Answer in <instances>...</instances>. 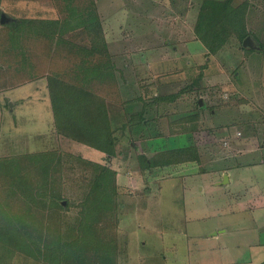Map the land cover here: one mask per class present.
Returning <instances> with one entry per match:
<instances>
[{"label": "rangeland", "instance_id": "374dc122", "mask_svg": "<svg viewBox=\"0 0 264 264\" xmlns=\"http://www.w3.org/2000/svg\"><path fill=\"white\" fill-rule=\"evenodd\" d=\"M62 1H72L79 6L97 1L95 5L103 21L109 22L106 32L112 37V55L115 56L126 55L127 49L134 46L135 40L138 41L139 36L137 39L135 37L137 28L132 29L131 25L125 23L123 30L120 29V23L124 22L123 17H128L127 14L134 10L135 2L152 4L143 11L145 17L158 14L161 18V12L170 13V6L165 0ZM62 1L1 0L0 6L7 18L4 22L0 19V22L11 25L12 17H62L59 7H65V2ZM191 1L193 5L200 3V0ZM248 1L247 29L257 47H245L235 35L237 39L234 37V45L228 44L223 52L221 50L215 56L208 52L211 56H207L202 52L205 44L198 39L188 43L190 51L196 56L189 57L188 53V56L182 57V53L177 51L181 65L174 68H150L149 65L157 59L148 51L141 54L145 62L140 63V57L136 58L139 65H144L141 68L135 67L134 62L137 61L131 57L128 67L125 65L128 59L118 63L122 68H117L116 73L108 69L113 68L108 65L107 70H98L94 76L91 75L90 82L94 87H101L98 92L106 95L110 124L116 139L115 155L108 156L95 147L58 133L51 119L45 122L38 120L37 129L42 130L43 123H46L47 131L38 134L39 137H34L29 143L26 142V135L22 136L25 140L20 136L15 138V145L12 138L0 135V156H18L54 148L64 151V177L67 184L72 186L68 197L76 202V206L71 205L67 209L69 219L77 214L80 207L77 203L89 186L93 168L87 162H100L117 170L121 207L118 252L120 264H264V225L259 227L253 220L246 221V217L244 224L241 223V218L235 221L237 212H234V201L233 207L232 203L229 204L228 194L245 186L240 184L238 177L246 176V172L243 173L242 170L237 175L231 173L230 183H218L220 179H224L225 174L228 175L227 170H234L238 159H260L259 151L251 154L249 148L245 155L234 154L239 148L235 146L242 144L237 143L236 137L250 142L253 139L248 137L256 126L250 125L248 118H261L264 113V50L261 45L264 43V0ZM201 5L202 3L200 7ZM190 10L192 12L195 8ZM198 16L190 17L189 27L193 25L192 18L197 22ZM145 17L144 20L148 18ZM153 21L157 24L156 20ZM68 24L70 23L67 22ZM159 25L146 27L155 28L158 34L162 31ZM26 30L34 48L24 43L23 46H12L10 49L8 37L5 35L7 30L0 24V39H3L1 45L6 47L4 49L7 54V61L0 57V130L7 124L10 116L8 101L11 96L6 90L11 88L14 81L15 85L36 80L32 83L30 95L37 97L43 106H47L46 112L53 110L45 71L57 68L60 62L56 57L44 58L50 55L53 36L37 25L28 24ZM82 31L83 28H78L69 33L70 36L76 33L79 38L74 37L79 40H75L74 44H84L81 39L84 34ZM121 31L125 35H120ZM126 35L131 36L129 45L120 39V36L127 38ZM152 36L154 34L149 31L141 34L140 41L145 49H150L151 45L160 41L152 40ZM232 36L234 33L228 38ZM169 71H173V75L167 81ZM140 81L144 83L136 90L134 84ZM147 81L153 83L154 87H145ZM123 83L127 86V94L119 86ZM138 94L143 95L141 100L134 97ZM172 94L176 96L170 97ZM200 95L202 102L197 99ZM159 96L168 98L157 99ZM134 100L141 103L136 104ZM240 104L244 105L237 111L239 109L235 107ZM142 107L146 109V115L141 121L142 116L138 115V111ZM188 115L192 118L188 121L182 120ZM24 123L28 125L31 122L29 120ZM238 131L241 133L238 134ZM192 142L199 146L200 161L147 168L142 163L143 155L152 157L158 150H174ZM252 173L253 177L264 179V167L255 169ZM185 176L191 178L187 179ZM186 180L190 189L187 194L184 192ZM12 264L41 263L17 253Z\"/></svg>", "mask_w": 264, "mask_h": 264}, {"label": "trees", "instance_id": "16d2710c", "mask_svg": "<svg viewBox=\"0 0 264 264\" xmlns=\"http://www.w3.org/2000/svg\"><path fill=\"white\" fill-rule=\"evenodd\" d=\"M95 2L80 6L65 2L64 8L59 6V18L12 17L11 25L0 24L7 30L10 49L24 43L34 48L26 25L48 30L53 46L44 58L56 57L60 62L57 68L45 71L56 131L110 156L117 153V148L106 95L90 81L91 75L107 70L108 65L115 73L117 68ZM248 8V0L202 1L195 32L209 53H217L231 33L243 42L250 33L246 23ZM2 12L0 6V19ZM78 28H83L85 39L84 44L76 45L75 38L67 34ZM2 42L0 39V57L7 61ZM261 45L264 50V43ZM165 98L168 97H157ZM191 118L188 115L182 120ZM64 156L59 148L0 156V264H12L17 253L41 264H119L121 207L117 170L100 162H87L93 168L89 186L77 203V214L69 219L67 209L76 202L68 197L72 186L64 177ZM142 157L146 168L201 160L199 146L194 142Z\"/></svg>", "mask_w": 264, "mask_h": 264}, {"label": "crops", "instance_id": "0c3cea01", "mask_svg": "<svg viewBox=\"0 0 264 264\" xmlns=\"http://www.w3.org/2000/svg\"><path fill=\"white\" fill-rule=\"evenodd\" d=\"M169 1V2H167ZM203 0H200L199 5L198 4H192L191 0H165V2L167 4H169L170 7H168L170 9V13H165V12H161V14H163V17H159L158 14L157 15H148L146 17H148L146 20H144L143 17H145V14L143 13V11H145V9H147L148 7H151V3L149 2H144V1H139V2H135L134 6V10H132V12H130V14H127L128 17H123L124 22H121V26L120 29L123 30V26L124 24H129L131 25V28H137L138 33H135V37L137 39L138 37V41L133 44V47L128 48L126 55L124 56H115L112 55V48H111V40L112 37H110V34H108L106 32V25L107 23H105L103 21L102 16L100 15L101 18V22H102V26L104 29V35H105V39L107 42V46L109 49V52L111 54L112 60L116 66V68H122L120 65H118V63H120L123 60L128 59V61H125V65L128 67L129 66V62H131V57L133 58V60L137 61L136 58L140 57V59L138 61H140V63L145 62L144 59H142V55L144 52H148L151 53L152 56H156L157 60H154L152 65H149L150 68L156 67L159 68L160 66H164L166 68H174L177 65H181V62L179 61L180 58L177 55V51L181 52L180 54L183 56H188L187 54L189 53V57L196 56L194 52L190 51L191 48L188 45L189 42H192L194 40H198L199 38L196 35L195 32V19H193V25L192 27H189V24L191 22L190 17H193L195 15V18H197L198 16V12L200 10V4L202 3ZM97 2V1H96ZM137 7V8H136ZM199 7V8H197ZM197 10H191L190 9H194ZM127 10V9H126ZM129 10V8H128ZM135 11V12H134ZM129 12V11H128ZM194 12V13H193ZM130 17V20H128ZM145 17V18H146ZM55 18H59L58 16H56ZM128 20V21H127ZM156 20L157 24L153 21ZM127 21V22H126ZM111 23V22H110ZM167 23V24H166ZM160 24V25H159ZM109 25V24H108ZM143 25H144V30H143ZM151 26V27H158L157 25H159L162 28V31L159 32L157 34L158 31H155V28H147L146 26ZM128 28V27H126ZM75 30H73L74 32ZM143 31H149L151 33L154 34V37L152 36V40H160L158 42V44H160V46L158 47L157 42L154 43V45L150 46V49H145V46H143V43L141 39V34L143 33ZM190 31V32H189ZM72 32V31H70ZM69 32V33H70ZM141 32V33H140ZM69 33L67 34V36L72 37V38H76V33H74L75 35H69ZM122 35L124 34V31L120 32ZM127 38H123L122 36H120L121 41H124L127 45H129L128 42L131 41V36H127ZM233 37V38H232ZM230 38H228L226 40V42L223 44V46L219 49V51L217 53H214L213 55H217L218 53L223 52L225 47L228 44H233L234 45V37L236 38L235 34L234 36H232ZM78 38V37H77ZM79 39V38H78ZM75 39V40H78ZM81 39H85V35L81 36ZM88 39V37L86 38V40ZM237 39V38H236ZM200 40V39H199ZM79 41V40H78ZM175 41V42H174ZM156 44V45H155ZM174 46V48H173ZM239 46V44H238ZM204 49L202 52H205L207 56H211L210 54L208 55V48L204 45ZM187 48V49H186ZM188 50V51H187ZM133 52V53H132ZM181 57V58H182ZM137 61V62H138ZM133 62V61H132ZM134 62V65L136 68H141L144 65H139V62ZM163 62V63H162ZM149 69V68H146ZM173 73V71H169V74L166 77L167 81H170L172 78L171 74ZM166 81V83H168ZM25 82V81H23ZM36 82V80L33 81H28L26 83H17V84H12L11 88L9 87V89L6 90L7 93H9V95L11 96V98L8 101V112H9V117H8V122L7 124H5L2 128V130H0L1 132V136H6L12 138L13 140V144L15 145V138L17 139L18 136H20L21 138L23 135H26L25 137L28 139V142L31 141V139H33L34 137L36 138L37 136L39 137L38 134H42L45 133L47 131L46 128V123H43V128L41 129H37L38 128V120L42 119L44 122L48 119H51V121H53V127H54V113L53 110L52 112H46L45 110H47V106H43V103L37 98V97H33L30 95V92L32 91V83ZM144 82H138L136 84H134V88L136 90H138V88H140V85L143 84ZM145 87L148 88H153L154 84L147 81L145 82ZM48 84V82H47ZM120 88H122L125 94H127L126 90H127V86L123 83V84H119ZM181 95V94H180ZM135 98H138L139 100H141L143 98V95L138 94L136 96H134ZM197 99H200V102H202V95H200ZM137 100V99H136ZM135 103L140 104L141 101L138 100V102ZM179 100V99H178ZM178 100H175L176 102ZM175 101H173L174 103H176ZM172 103V102H169ZM248 103V102H246ZM143 104V101H142ZM42 105V106H40ZM52 105V104H51ZM242 105L244 104H240L239 106H236L235 109H239L237 111H240L241 107H243ZM45 107V108H44ZM142 109V110H141ZM139 111H138V115H141V121L143 119V117H145V113L144 110H146L144 107H142ZM260 115V114H259ZM250 125H255L256 128L253 129L252 131H250V137L248 138H253L251 142H253V144H251L250 140H239L238 137H236V141L237 143H242V144H238L237 146H235V148H237L234 151V154L237 155H245L248 150V148L250 149V152H252L251 154H253L256 151H259L258 155L260 156V159L255 160V159H250V160H245V159H238L234 165V170H227L228 173V181H224L220 179V181H218V183H227V182H231V173L237 175V173H239V171L242 172V170L244 171L243 173L246 172V176L244 177H238L240 179V184H245V186L243 188L238 187L237 189H234V192L232 194H228L229 198H230V202L229 204L232 203V207H233V202L234 201V212H237L236 217H235V221H237L239 218H241V223L244 224V218L246 217L248 221L253 220V222L259 225V227H263L264 225V179L258 177L255 178L253 177V173L252 171L255 169H259L264 167V113L263 116L260 118H255L254 116H250ZM31 123H29L28 125L24 122L29 121ZM254 120L256 121V123L254 124ZM5 129V130H4ZM32 131H38V132H32ZM28 133V134H27ZM241 133L240 131H238V134ZM28 135V136H27ZM24 138V140L26 139ZM247 138V139H248ZM23 140V141H24ZM37 140V139H36ZM254 142H257V144H254ZM247 148H246V147ZM97 149V148H96ZM100 150V149H99ZM101 153H105L104 151L100 150ZM242 174V173H240ZM185 178L190 179V176H185ZM238 178L236 180H238ZM187 184L185 185V189L184 192L185 194L190 192L189 186H188V180H186ZM239 184V185H240ZM226 194V197H228ZM228 199V198H226ZM241 225V224H240ZM242 226V225H241ZM119 264H120V258H119Z\"/></svg>", "mask_w": 264, "mask_h": 264}, {"label": "water", "instance_id": "95a60500", "mask_svg": "<svg viewBox=\"0 0 264 264\" xmlns=\"http://www.w3.org/2000/svg\"><path fill=\"white\" fill-rule=\"evenodd\" d=\"M6 15L4 12H2L1 14V22H4L6 20ZM243 45L245 47H257L255 44H254V41L252 39V36L249 34L247 35L244 40H243ZM224 181H228V175L225 174V177H224ZM65 202V201H64Z\"/></svg>", "mask_w": 264, "mask_h": 264}]
</instances>
